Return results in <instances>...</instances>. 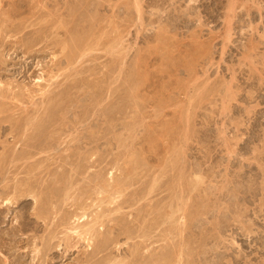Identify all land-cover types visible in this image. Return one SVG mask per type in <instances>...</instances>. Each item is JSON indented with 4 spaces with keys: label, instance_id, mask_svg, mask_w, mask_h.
I'll use <instances>...</instances> for the list:
<instances>
[{
    "label": "rangeland",
    "instance_id": "rangeland-1",
    "mask_svg": "<svg viewBox=\"0 0 264 264\" xmlns=\"http://www.w3.org/2000/svg\"><path fill=\"white\" fill-rule=\"evenodd\" d=\"M0 264H264V0H0Z\"/></svg>",
    "mask_w": 264,
    "mask_h": 264
},
{
    "label": "bare ground",
    "instance_id": "bare-ground-1",
    "mask_svg": "<svg viewBox=\"0 0 264 264\" xmlns=\"http://www.w3.org/2000/svg\"><path fill=\"white\" fill-rule=\"evenodd\" d=\"M263 172V171H262ZM7 203V202H6ZM6 205V204H5ZM100 231V230H99ZM101 233V232H100ZM94 236V235H93ZM91 238V237H90ZM102 239V238H101ZM105 239V238H104ZM95 241H97V240H95ZM92 244H94V243H92ZM90 245V244H89ZM96 245H98V244H96ZM104 247V246H103ZM90 248V247H89ZM94 253V252H93ZM96 253V252H95ZM180 254V253H179ZM144 255V254H143Z\"/></svg>",
    "mask_w": 264,
    "mask_h": 264
}]
</instances>
